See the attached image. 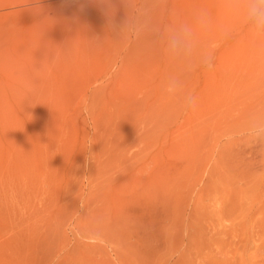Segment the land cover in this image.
<instances>
[{
  "label": "rangeland",
  "instance_id": "rangeland-1",
  "mask_svg": "<svg viewBox=\"0 0 264 264\" xmlns=\"http://www.w3.org/2000/svg\"><path fill=\"white\" fill-rule=\"evenodd\" d=\"M201 9L234 30L178 73L149 28ZM248 50L224 0H0V264H264Z\"/></svg>",
  "mask_w": 264,
  "mask_h": 264
},
{
  "label": "clouds",
  "instance_id": "clouds-1",
  "mask_svg": "<svg viewBox=\"0 0 264 264\" xmlns=\"http://www.w3.org/2000/svg\"><path fill=\"white\" fill-rule=\"evenodd\" d=\"M224 9L230 21L242 26L247 34L250 97L256 105L235 139L264 151V0H224ZM233 30V23L217 28L216 41L208 43L206 37L213 31V25L206 9H201L192 23L149 28L161 46L163 57L178 73H191L198 68L212 70L219 43L231 36ZM165 92L169 99H181L186 108L196 106L195 96L184 93L183 81L178 74L169 77Z\"/></svg>",
  "mask_w": 264,
  "mask_h": 264
},
{
  "label": "bare ground",
  "instance_id": "bare-ground-1",
  "mask_svg": "<svg viewBox=\"0 0 264 264\" xmlns=\"http://www.w3.org/2000/svg\"><path fill=\"white\" fill-rule=\"evenodd\" d=\"M143 1V0H142ZM155 1H157V0H155ZM189 1V0H188ZM145 2V1H144ZM148 2V1H147ZM141 3H143V2H141ZM140 3V4H141ZM156 3V2H155ZM189 3V2H188ZM147 4V3H146ZM142 5V4H141ZM156 5V4H155ZM158 5V4H157ZM156 5V6H157ZM185 5V4H184ZM151 6H153V4L151 5ZM186 6V5H185ZM142 6H140V8H141ZM147 7H149V6H147ZM144 8V7H143ZM151 8H153V7H151ZM186 8V7H185ZM146 9V8H145ZM140 11V10H139ZM142 12H143V9H142ZM144 13H145V11H144ZM146 14H147V12H146ZM141 16V15H140ZM142 16H143V14H142ZM144 16H146V15H144Z\"/></svg>",
  "mask_w": 264,
  "mask_h": 264
}]
</instances>
